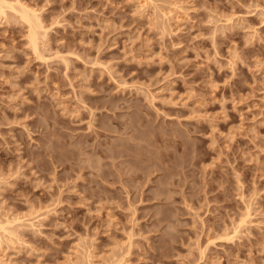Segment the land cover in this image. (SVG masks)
Segmentation results:
<instances>
[{
    "label": "rangeland",
    "instance_id": "rangeland-1",
    "mask_svg": "<svg viewBox=\"0 0 264 264\" xmlns=\"http://www.w3.org/2000/svg\"><path fill=\"white\" fill-rule=\"evenodd\" d=\"M0 4V264H264V0Z\"/></svg>",
    "mask_w": 264,
    "mask_h": 264
},
{
    "label": "bare ground",
    "instance_id": "bare-ground-1",
    "mask_svg": "<svg viewBox=\"0 0 264 264\" xmlns=\"http://www.w3.org/2000/svg\"><path fill=\"white\" fill-rule=\"evenodd\" d=\"M6 4H8V6H7V8H10V9H12V10H14V11H16L17 13H20L21 15H22V18H24L25 19V21H27V23L28 24H30V26H31V28H34V25H36V26H38L39 27V22H41L40 20H39V22L38 21H36V15H35V13H32V10L30 11V9H28L27 8V6H25V5H23L21 2H17L16 4H9V3H6ZM1 5V4H0ZM6 7V6H5ZM2 10V9H1ZM4 11V10H3ZM5 14V13H4ZM37 20H38V18H37ZM38 22V24H36V23ZM40 26H42V23H40ZM44 26V25H43ZM39 28H41V27H39ZM38 29V28H37ZM36 29V30H37ZM39 33V32H38ZM41 36V35H40ZM33 40H34V42L36 41V38H37V33H34V35H33ZM39 42V41H38ZM32 44V43H31ZM36 47L37 48H39L38 47V44L36 43ZM36 50V49H35ZM39 50V49H38ZM128 194V193H127ZM2 221H4V220H2ZM8 224L10 223V221H6ZM12 223V222H11ZM10 223V224H11ZM4 225H5V222H4V224H3V222H0V228H2V229H4ZM5 230V229H4ZM7 232V231H6ZM1 235V234H0ZM1 238V237H0ZM1 242V241H0ZM117 263V262H116Z\"/></svg>",
    "mask_w": 264,
    "mask_h": 264
}]
</instances>
